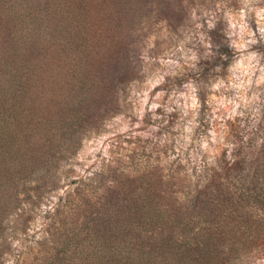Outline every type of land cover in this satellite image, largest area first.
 I'll use <instances>...</instances> for the list:
<instances>
[{
    "label": "trees",
    "instance_id": "1",
    "mask_svg": "<svg viewBox=\"0 0 264 264\" xmlns=\"http://www.w3.org/2000/svg\"><path fill=\"white\" fill-rule=\"evenodd\" d=\"M145 5L0 0V241L9 214H18L20 194L29 199L40 174L57 170L85 131L117 109L118 93L132 77V17ZM240 175L201 180L183 202L165 176L163 193L154 175L138 188L128 178L116 180L101 202L86 201L78 224L59 218L55 256L47 262L231 264L264 238L257 214L264 188ZM34 197V204L41 200Z\"/></svg>",
    "mask_w": 264,
    "mask_h": 264
},
{
    "label": "rangeland",
    "instance_id": "2",
    "mask_svg": "<svg viewBox=\"0 0 264 264\" xmlns=\"http://www.w3.org/2000/svg\"><path fill=\"white\" fill-rule=\"evenodd\" d=\"M145 2L132 17V77L117 109L40 174L29 199L20 194L0 264H48L59 218L78 224L86 201L101 202L116 180L138 188L154 175L163 193L165 176L181 202L214 174L252 176L264 188V0ZM257 214L264 219V206ZM258 245L231 264H264V238Z\"/></svg>",
    "mask_w": 264,
    "mask_h": 264
}]
</instances>
